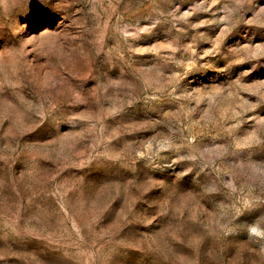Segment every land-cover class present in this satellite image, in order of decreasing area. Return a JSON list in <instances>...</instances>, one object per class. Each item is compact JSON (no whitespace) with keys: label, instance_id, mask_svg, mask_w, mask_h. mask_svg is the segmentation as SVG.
Wrapping results in <instances>:
<instances>
[{"label":"rangeland","instance_id":"obj_1","mask_svg":"<svg viewBox=\"0 0 264 264\" xmlns=\"http://www.w3.org/2000/svg\"><path fill=\"white\" fill-rule=\"evenodd\" d=\"M0 264H264V0H0Z\"/></svg>","mask_w":264,"mask_h":264},{"label":"snow or ice","instance_id":"obj_2","mask_svg":"<svg viewBox=\"0 0 264 264\" xmlns=\"http://www.w3.org/2000/svg\"><path fill=\"white\" fill-rule=\"evenodd\" d=\"M253 231H255V229H253Z\"/></svg>","mask_w":264,"mask_h":264}]
</instances>
